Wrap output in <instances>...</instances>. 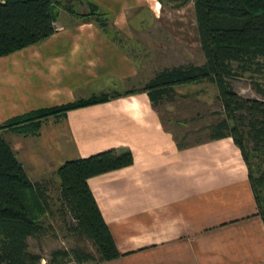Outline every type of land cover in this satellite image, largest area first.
I'll list each match as a JSON object with an SVG mask.
<instances>
[{
  "label": "crops",
  "instance_id": "obj_1",
  "mask_svg": "<svg viewBox=\"0 0 264 264\" xmlns=\"http://www.w3.org/2000/svg\"><path fill=\"white\" fill-rule=\"evenodd\" d=\"M59 1L53 35L0 57V124L120 93L50 115L37 133L3 131L31 179H47L54 195L67 160L133 151V164L88 180L122 253L92 264H264V218L248 176L196 175L171 122L140 91L154 74H146L143 49L167 47L159 32L192 46L183 13L195 10L193 0ZM92 5L106 25L83 17Z\"/></svg>",
  "mask_w": 264,
  "mask_h": 264
},
{
  "label": "trees",
  "instance_id": "obj_2",
  "mask_svg": "<svg viewBox=\"0 0 264 264\" xmlns=\"http://www.w3.org/2000/svg\"><path fill=\"white\" fill-rule=\"evenodd\" d=\"M202 63H182L157 70L141 92L157 108L178 86L210 81L216 84L222 118L208 126L211 139L231 137L248 165V178L264 218V0H193ZM59 0H0V57L36 44L57 31ZM92 18H106L92 5ZM84 15V14H83ZM87 15V14H86ZM248 76L261 97H246L230 80ZM138 92L132 90L126 94ZM120 93L102 94L58 107H48L0 124V264H39L42 255L30 250V237H40L50 226L49 216L69 215L70 230L90 239L95 251L84 247L58 248L51 264H92L122 255L103 216L89 178L129 166V148H111L88 157L67 160L57 174L58 195L48 180L34 181L4 136V129L37 133L41 121L53 114L108 100ZM255 159H259L258 161Z\"/></svg>",
  "mask_w": 264,
  "mask_h": 264
},
{
  "label": "rangeland",
  "instance_id": "obj_3",
  "mask_svg": "<svg viewBox=\"0 0 264 264\" xmlns=\"http://www.w3.org/2000/svg\"><path fill=\"white\" fill-rule=\"evenodd\" d=\"M185 11L186 13L183 14H186V19L188 22H192L190 29L192 46L177 44L164 31L159 32L165 36L163 40L167 41V47L162 52L143 49L144 63L147 65L146 74L151 72V69L156 72L173 65L189 62L199 64L204 61L205 57L201 49L195 10L190 5ZM83 17L92 18L89 13H85ZM154 30L158 32L157 28ZM148 78L149 75H147ZM230 82L232 87L243 96L261 97L248 76L231 79ZM157 108L161 115L171 122L185 151L184 154L190 158L189 161H191L196 175L206 177L215 174L217 170L220 173L235 171V174L241 173V175L248 176V165L233 139L227 137L215 140L209 136L208 126L216 123L223 116L216 84L203 81L178 86L170 96L160 101ZM255 160L258 161L259 159ZM259 164L261 165L260 169H264V163L260 162L258 165H254L253 169H258ZM49 222L50 226L45 234L40 237H31L29 242L30 250L42 255L39 264H51L52 252L58 248L72 249L80 246L95 251L90 239L78 238L71 232L70 227L74 221L68 214L49 216Z\"/></svg>",
  "mask_w": 264,
  "mask_h": 264
}]
</instances>
